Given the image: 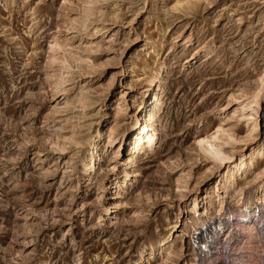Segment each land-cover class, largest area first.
Wrapping results in <instances>:
<instances>
[{
  "label": "rangeland",
  "instance_id": "374dc122",
  "mask_svg": "<svg viewBox=\"0 0 264 264\" xmlns=\"http://www.w3.org/2000/svg\"><path fill=\"white\" fill-rule=\"evenodd\" d=\"M263 85L264 0H0V264H196L264 149ZM219 128L222 163L198 143Z\"/></svg>",
  "mask_w": 264,
  "mask_h": 264
},
{
  "label": "bare ground",
  "instance_id": "6f19581e",
  "mask_svg": "<svg viewBox=\"0 0 264 264\" xmlns=\"http://www.w3.org/2000/svg\"><path fill=\"white\" fill-rule=\"evenodd\" d=\"M262 90L263 88L258 89L254 97L255 100L262 93ZM157 102L158 97L154 94L153 101L144 112L142 122L138 120L135 122L136 126H134L133 129L136 131L134 135L136 138H134L132 145L133 149L140 153L145 150L154 151L157 145L156 132L154 133L151 128V120L153 117L152 106ZM250 107L251 104L249 108ZM253 113L255 116L257 111L253 109ZM254 116H248L247 120L253 119ZM144 131H147V133L145 134ZM254 131H256L255 126L252 127L251 132L254 133ZM222 132V129L219 128L212 137L202 139L198 142L204 153L206 152L211 155L212 159L214 158L220 161L227 158L225 157L226 154H223L221 150L222 145L218 144V141L222 140L219 138ZM223 143H225V141ZM263 154L264 149L262 148H252L248 154H241L239 159L235 161V164L233 163V168L231 167L228 169L224 183L221 185L224 196L220 197V195H218L219 186H217L216 196L218 197V205L215 206L214 211L216 213L215 216H217L220 221L217 220V223H213L210 226L208 225V229H205V226V228L199 230L197 236H195L193 253L196 264H260L261 261H263L261 264H264V168H262L253 179L246 182L250 186L247 191L244 192V189L230 190V187L235 182V176L237 174L242 176L246 172V167L248 166L247 161L253 166V162L256 161L255 159L259 156L262 157ZM133 156L134 155H130L127 158V166L131 167L134 165ZM127 175L128 174H126V176ZM246 192L247 194L249 193L248 198H245ZM210 197V195H206L204 199L206 200ZM226 198L232 201L231 205L228 204L229 201L226 204ZM242 202L243 204L245 203L244 206ZM238 203L239 205H237ZM192 206L191 211L195 215L193 224L198 226L207 224V219H209L208 210L205 208L206 210H204V213H199L197 201H194ZM224 212L228 213L225 218L221 219L222 216L224 217L225 215ZM233 227H235V232H231Z\"/></svg>",
  "mask_w": 264,
  "mask_h": 264
}]
</instances>
